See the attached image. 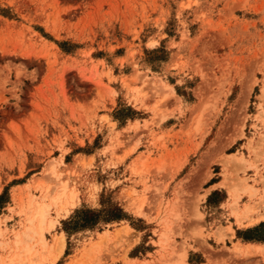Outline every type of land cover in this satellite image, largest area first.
Masks as SVG:
<instances>
[{
	"label": "rangeland",
	"instance_id": "374dc122",
	"mask_svg": "<svg viewBox=\"0 0 264 264\" xmlns=\"http://www.w3.org/2000/svg\"><path fill=\"white\" fill-rule=\"evenodd\" d=\"M261 221L264 0H0V264H264Z\"/></svg>",
	"mask_w": 264,
	"mask_h": 264
},
{
	"label": "trees",
	"instance_id": "16d2710c",
	"mask_svg": "<svg viewBox=\"0 0 264 264\" xmlns=\"http://www.w3.org/2000/svg\"><path fill=\"white\" fill-rule=\"evenodd\" d=\"M213 191L212 193H214ZM123 217L120 209H117L116 212L108 219H120ZM96 219L93 216L87 217L84 216H75L74 219L63 221L65 231L76 230L82 227H89L95 224ZM238 236L241 237L244 241H256V242H264V221L259 222L258 224L248 227L242 231H238Z\"/></svg>",
	"mask_w": 264,
	"mask_h": 264
},
{
	"label": "crops",
	"instance_id": "0c3cea01",
	"mask_svg": "<svg viewBox=\"0 0 264 264\" xmlns=\"http://www.w3.org/2000/svg\"><path fill=\"white\" fill-rule=\"evenodd\" d=\"M218 185V182H215L213 184V188H215ZM188 253V251H186ZM127 259L131 264H143L145 261H147V258H141L140 256H129V252L126 254ZM53 264V263H51Z\"/></svg>",
	"mask_w": 264,
	"mask_h": 264
},
{
	"label": "bare ground",
	"instance_id": "6f19581e",
	"mask_svg": "<svg viewBox=\"0 0 264 264\" xmlns=\"http://www.w3.org/2000/svg\"><path fill=\"white\" fill-rule=\"evenodd\" d=\"M36 214H39V215H43L44 214V209H43V207H39V209H38V213H36ZM239 219V218H238ZM62 238H63V236H62ZM64 240V239H63ZM62 242V241H61ZM62 246V245H61Z\"/></svg>",
	"mask_w": 264,
	"mask_h": 264
}]
</instances>
